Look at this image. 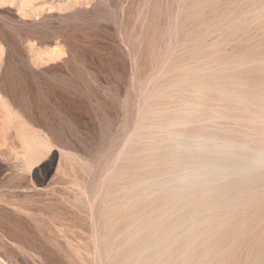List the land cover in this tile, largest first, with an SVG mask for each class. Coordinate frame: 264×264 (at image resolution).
<instances>
[{"label": "rangeland", "instance_id": "1", "mask_svg": "<svg viewBox=\"0 0 264 264\" xmlns=\"http://www.w3.org/2000/svg\"><path fill=\"white\" fill-rule=\"evenodd\" d=\"M38 2L0 6L2 90L53 145L28 175L8 128L0 264H213L218 139L264 144V0Z\"/></svg>", "mask_w": 264, "mask_h": 264}, {"label": "bare ground", "instance_id": "2", "mask_svg": "<svg viewBox=\"0 0 264 264\" xmlns=\"http://www.w3.org/2000/svg\"><path fill=\"white\" fill-rule=\"evenodd\" d=\"M16 1L19 3L16 4ZM38 1L0 0V6H15V10L17 9L22 17H38L44 10V5L37 6ZM70 5H50V10L64 11L70 8ZM63 54V50H59L50 59L54 61ZM1 58L0 51V147H4L8 128L15 125L23 150L22 158L17 154L18 151L16 158L22 166L21 172L29 175L33 167L44 157L43 150L50 151L53 145L47 136H42L41 131L32 128L22 118L10 103V98L8 99L3 92L2 83L9 77V72L6 66H2ZM217 145L216 181L219 187L218 207L221 210L217 212V220L211 230L217 253L213 264H264V144H257L254 147L245 141L218 139ZM204 232L205 230L202 231L203 234ZM198 249L199 245L193 246L189 242L186 247L187 259L188 256L195 257Z\"/></svg>", "mask_w": 264, "mask_h": 264}]
</instances>
